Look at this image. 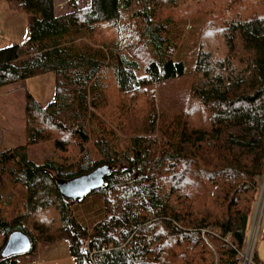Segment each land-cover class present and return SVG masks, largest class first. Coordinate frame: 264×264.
Here are the masks:
<instances>
[{
	"label": "trees",
	"instance_id": "16d2710c",
	"mask_svg": "<svg viewBox=\"0 0 264 264\" xmlns=\"http://www.w3.org/2000/svg\"><path fill=\"white\" fill-rule=\"evenodd\" d=\"M6 1L30 15L29 38L0 47V87L54 73V100L26 93L29 145L55 129L65 136L56 144L74 142L81 157L36 162L24 146L0 149V264H22L25 254L2 257L15 230L31 237L28 254L38 242L68 241L74 264H243L264 175V0H227L203 16L192 46L187 20L173 11L200 0H90L60 15L55 0ZM105 28L113 37L91 44ZM108 74L124 95L190 75L189 92L165 119L150 115L124 148L99 115ZM96 151H106L101 160ZM101 164L115 169L90 193L102 197L103 215L88 226L55 178ZM46 211L55 218L36 217ZM250 264H262L257 245Z\"/></svg>",
	"mask_w": 264,
	"mask_h": 264
},
{
	"label": "rangeland",
	"instance_id": "374dc122",
	"mask_svg": "<svg viewBox=\"0 0 264 264\" xmlns=\"http://www.w3.org/2000/svg\"><path fill=\"white\" fill-rule=\"evenodd\" d=\"M89 3L90 0H55L56 13L59 15L65 14L73 10L74 5L86 6ZM187 3L190 5L180 4L173 11V14L178 20H187L184 29L187 33L188 41L191 43L190 46H192L198 43L201 34L205 33V22L202 21L205 17L203 16L217 9L222 10L227 0H200ZM29 22L30 15L28 13L12 9L6 0H0V47L4 48L16 43L25 42L29 38ZM191 29L193 30L190 34L188 32ZM112 37L110 30L105 28L98 35H95L94 39L91 40V44H102ZM107 76L109 78L107 93L99 115L107 126L115 129L124 148L129 144L132 135L141 134L146 131L149 119H151L150 115L156 113L161 119H165V117L174 113L177 110V105L180 102L182 103L184 97L187 96L190 86L189 75L165 84L150 85L142 92L136 93V95H124L118 89L112 76L110 74ZM56 83V75L51 72L29 79L25 86L5 85L0 87L1 150H14L17 147L24 146L27 156L36 162L52 159L58 162L71 163L81 157V152L74 142L66 144V148L59 147L56 144L58 138L65 136L61 135L60 137L59 132L55 129L51 130L52 132L47 140H42L33 146L29 145V139L26 134L28 122L25 109L26 93L30 92L42 105H47L55 98ZM43 120L47 126L50 125L49 120L46 123L47 119L41 116L39 121ZM97 125L93 126L96 127ZM99 125L103 126L101 122H99ZM89 137L91 138L89 145L94 147L96 137ZM104 153L106 151L103 153L96 151L95 156L97 160H101ZM261 180L260 195L252 215L244 261L246 257L249 259L252 256L257 241H260L262 236H264V175L260 178V182ZM9 189L7 188V192H9ZM50 200L52 202L51 205H54L53 198ZM71 208L77 222L93 226L103 215V199L99 194L88 195L84 200L73 203ZM16 212L17 210L15 209H9L7 216L12 217V214ZM54 214L51 211H46L38 213L36 217L39 219L45 217L44 220L50 221L55 218ZM30 224L32 225V222ZM30 224L26 223V226H28L26 228L27 232L36 241H42L39 235L30 227ZM49 227L51 226L48 225ZM67 245L66 240H60L52 245L38 242L34 255L25 254L21 256L20 260L22 264H74ZM51 251H55L52 257ZM40 255L42 256L41 260H39Z\"/></svg>",
	"mask_w": 264,
	"mask_h": 264
},
{
	"label": "water",
	"instance_id": "95a60500",
	"mask_svg": "<svg viewBox=\"0 0 264 264\" xmlns=\"http://www.w3.org/2000/svg\"><path fill=\"white\" fill-rule=\"evenodd\" d=\"M115 167L112 164H101L89 172L71 178L56 177L57 188L66 201L78 203L94 190L103 188L107 178ZM33 248L31 237L22 230L13 231L2 251V257L28 254Z\"/></svg>",
	"mask_w": 264,
	"mask_h": 264
},
{
	"label": "crops",
	"instance_id": "0c3cea01",
	"mask_svg": "<svg viewBox=\"0 0 264 264\" xmlns=\"http://www.w3.org/2000/svg\"><path fill=\"white\" fill-rule=\"evenodd\" d=\"M263 177V176H262ZM261 177V178H262ZM262 183V180L261 182ZM67 244H68V241H67ZM68 247V250H69V244L67 245ZM41 251V250H40ZM50 251V249H49ZM257 252H258V256H259V259L261 260L262 264H264V237L261 238L260 241H257ZM41 253V252H40ZM55 251H51V257L54 255ZM48 254V253H47ZM69 254H70V251H69ZM42 255V254H41ZM39 256V260H41L42 256ZM71 257V255H70ZM72 258V257H71ZM73 260V259H72ZM74 263V262H73Z\"/></svg>",
	"mask_w": 264,
	"mask_h": 264
},
{
	"label": "built area",
	"instance_id": "2783aa9c",
	"mask_svg": "<svg viewBox=\"0 0 264 264\" xmlns=\"http://www.w3.org/2000/svg\"><path fill=\"white\" fill-rule=\"evenodd\" d=\"M246 254H248V253H246ZM246 256H248V255H246ZM251 261H252V256L249 259H248V257H246L245 261H244V264H250Z\"/></svg>",
	"mask_w": 264,
	"mask_h": 264
}]
</instances>
